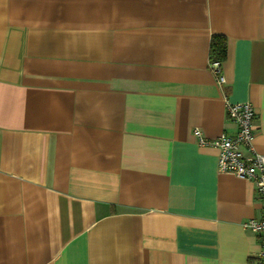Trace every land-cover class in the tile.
<instances>
[{"label":"crops","instance_id":"obj_1","mask_svg":"<svg viewBox=\"0 0 264 264\" xmlns=\"http://www.w3.org/2000/svg\"><path fill=\"white\" fill-rule=\"evenodd\" d=\"M226 101L264 155V0H0V264H256Z\"/></svg>","mask_w":264,"mask_h":264},{"label":"built area","instance_id":"obj_2","mask_svg":"<svg viewBox=\"0 0 264 264\" xmlns=\"http://www.w3.org/2000/svg\"><path fill=\"white\" fill-rule=\"evenodd\" d=\"M210 69L218 85L224 84L225 78L221 73L220 63L211 62ZM226 114L237 127L235 136L222 134L216 139L207 140L195 131L197 142L201 146L218 149L217 169L220 173L231 174L253 183L263 205V214L260 219L247 220L242 227L253 234H261L264 241V155L257 153L253 145L255 112L249 103L226 101ZM256 264H264V242Z\"/></svg>","mask_w":264,"mask_h":264},{"label":"trees","instance_id":"obj_3","mask_svg":"<svg viewBox=\"0 0 264 264\" xmlns=\"http://www.w3.org/2000/svg\"><path fill=\"white\" fill-rule=\"evenodd\" d=\"M227 57V43L222 36H213L210 40L209 59L210 62H223Z\"/></svg>","mask_w":264,"mask_h":264}]
</instances>
